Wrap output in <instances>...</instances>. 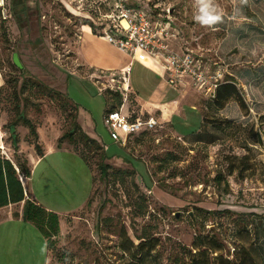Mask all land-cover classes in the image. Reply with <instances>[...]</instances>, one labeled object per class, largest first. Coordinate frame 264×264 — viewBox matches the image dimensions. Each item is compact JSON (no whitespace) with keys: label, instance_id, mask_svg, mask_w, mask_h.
I'll return each mask as SVG.
<instances>
[{"label":"rangeland","instance_id":"1","mask_svg":"<svg viewBox=\"0 0 264 264\" xmlns=\"http://www.w3.org/2000/svg\"><path fill=\"white\" fill-rule=\"evenodd\" d=\"M6 2L0 8L4 157L15 165L28 159L31 175L20 176L22 184L58 219L49 256L32 223H23L20 232L0 227V264H20L5 249L8 236L18 233L26 254L21 264H138L141 254L142 264H188L186 252L197 236L204 245L222 246L215 256L231 260L253 242L264 248V0H212L220 20L211 25L195 19L196 0H128L154 20L174 22L193 51L232 75L237 93L218 110L192 88H150L151 81L132 80L123 113L143 110L159 127L124 147L104 125L116 102L110 89L116 87L105 79L117 73L122 58L100 40L101 27L95 34L84 22L86 2L28 0L20 22ZM83 28L93 33L89 41ZM19 116L32 122L38 138ZM35 143L44 156L34 166ZM101 163L108 168L104 180ZM244 218L255 220L257 229L238 226Z\"/></svg>","mask_w":264,"mask_h":264},{"label":"built area","instance_id":"2","mask_svg":"<svg viewBox=\"0 0 264 264\" xmlns=\"http://www.w3.org/2000/svg\"><path fill=\"white\" fill-rule=\"evenodd\" d=\"M7 0H0V8L4 11L8 5ZM90 7L102 2L99 0H84ZM128 0H115V11L112 14L101 15L96 22L91 19L88 11L86 17L94 20L96 28L101 27L100 36L120 52L129 56L131 61H144L150 58L163 65L166 82L177 89L185 79L190 80L191 87L205 96L214 98L218 85L225 79V70L218 62L206 60L203 54L193 51L188 42L180 36V28L171 20L153 19L142 8H131ZM105 22V23H104ZM106 24V25H105ZM128 73V72H127ZM127 73L122 72L117 79H105L110 83L112 91L119 92L124 97L123 105L119 110L106 114L104 125L110 131V138L120 146L132 136L146 132H155L159 127L156 119L146 117L142 110L123 113V106L128 102ZM229 74V73H228ZM121 80L122 83L118 80ZM100 79L104 80V77ZM117 80V81H116ZM121 86H115V83ZM105 86L104 82H99ZM4 132L0 127V156H6L4 146Z\"/></svg>","mask_w":264,"mask_h":264},{"label":"trees","instance_id":"3","mask_svg":"<svg viewBox=\"0 0 264 264\" xmlns=\"http://www.w3.org/2000/svg\"><path fill=\"white\" fill-rule=\"evenodd\" d=\"M88 1V0H87ZM102 3L97 4L94 7H90L91 4H87L86 11L89 12L91 19L97 21L101 15L112 14L115 11V0H99ZM28 0H10L11 4V14L12 17L16 20L22 21L23 15L28 10ZM94 20H90L88 18H84V22L86 25H89L92 31L95 33V23ZM181 38L187 41L186 34H184L183 30L180 28ZM96 34V33H95ZM115 104L111 106L108 110H106V114L119 110L123 105L124 97L121 93L115 92ZM237 90L236 85L232 80V75H225V79L218 85L217 90L215 92L214 98L208 99L218 110H222L225 108V105L231 101L236 96ZM131 110V109H130ZM132 111V110H131ZM19 121H21L24 126L29 129V132L36 139L38 138L37 132L30 120H28L24 116H19ZM16 124H10V133L13 134V142L12 146L15 149V152H18V139L15 132ZM148 133V132H146ZM146 133H142L139 135H144ZM138 136V135H136ZM133 137V136H132ZM63 139L60 138L58 141ZM34 150L36 155L39 158L44 156L40 146L38 143H35ZM83 157V156H82ZM83 159L87 161L84 157ZM89 166V162H86ZM91 167V166H90ZM100 170L99 179L104 180L108 176V168L104 164H100L98 166ZM31 175V171L28 167L27 160H23L22 162H17L15 165L9 159L0 156V208L7 207L9 205H17L23 202V212L22 219L24 222L32 223L37 230L41 233L43 238L46 240L48 250L51 248V239L55 237L57 231V219L58 216L54 213L48 212L45 209L41 208L39 205L35 203V201L31 199L25 198V189L23 187L20 176L25 179H29ZM238 226H241L242 229L247 230L251 228L252 231L257 229V222L252 219L244 218L236 221ZM51 229L53 232L51 233ZM125 241H129V239L125 236ZM213 242L216 241L214 238L211 240ZM204 238L202 236H197L194 243L193 248L190 251H187L188 255V264H264V248L259 247L254 242L251 243L248 247H241L238 250H235V254L233 255V259L226 258L222 254H217L218 251H221L222 246L213 247V243L204 245ZM143 247V243L137 246V250H140ZM131 254L132 252H128ZM141 254L138 256L137 260H140L138 264H142Z\"/></svg>","mask_w":264,"mask_h":264},{"label":"crops","instance_id":"4","mask_svg":"<svg viewBox=\"0 0 264 264\" xmlns=\"http://www.w3.org/2000/svg\"><path fill=\"white\" fill-rule=\"evenodd\" d=\"M9 4H10V0H9ZM87 30H88V28H87ZM87 30L85 28H83L84 39L89 41L90 40L89 35H93V33L90 30H88V31ZM95 37L98 38L97 36H95ZM100 40L105 42L106 45H110L104 38L100 39ZM186 42H188V41H186ZM87 44H89V43L87 42ZM110 47L115 48L112 45H110ZM115 49L120 53V56L122 59H121V63L117 67V73L111 75L108 78H114L116 76H119V75H117L118 73L121 74L122 72H126V73L128 72L127 73L128 84H129L128 87H129V89H131V93H133L132 84H131L132 80L134 83H137V82L148 83V81L149 82L151 81L152 86L150 88H153L154 86H156L157 83H164L165 85H168L166 80H165V70H164L163 65L158 64L157 62H155L154 60H152L150 58H147L144 61H137L136 60V61L132 62L131 59L129 58V56L120 52L117 48H115ZM137 65L141 68L142 72L139 69L140 72L136 71L134 73L135 67ZM191 88L192 87L190 85V80L185 79L184 82L180 85V87L177 88L176 90H178V89H191ZM49 152L52 153V152H54V150L52 148H49ZM33 156L35 157V163H34V166H35L39 163L41 158L35 156L34 153H33ZM6 158L9 159L11 162H13L8 156ZM27 162H28V165L31 166V164H29L28 159H27ZM24 189H25V187H24ZM25 191H26V189H25ZM25 198L32 200V198L29 196L27 191L25 193ZM22 212H23V202L20 204H17V205H9L7 207L0 208V220H6L7 221V222L0 221V227H10L13 230H14V227H16L15 230L20 232L21 229H23V227H24V226H22L23 223H26L22 219V215H23ZM14 222H18L17 226H16V224H13ZM8 237H10V240L8 241V244L5 245L6 254H7V251H10L12 253V255H14L16 257L17 262H19L21 264V262H22L21 260H22L23 256H24V259H26V254L24 252H22V248L24 246L21 244V240H20L21 239V233H18L16 235H9ZM44 242H45L47 252H48V256H49V250H48L47 243H46L45 239H44ZM12 243H14V245L17 246V251H15V252H12V249L10 250V248L13 247ZM11 262L12 261L10 259L9 263L7 262L5 264H12Z\"/></svg>","mask_w":264,"mask_h":264},{"label":"clouds","instance_id":"5","mask_svg":"<svg viewBox=\"0 0 264 264\" xmlns=\"http://www.w3.org/2000/svg\"><path fill=\"white\" fill-rule=\"evenodd\" d=\"M199 5L200 14L195 19L204 25H211L220 20V16L215 14L216 10L212 5V0H196Z\"/></svg>","mask_w":264,"mask_h":264},{"label":"water","instance_id":"6","mask_svg":"<svg viewBox=\"0 0 264 264\" xmlns=\"http://www.w3.org/2000/svg\"><path fill=\"white\" fill-rule=\"evenodd\" d=\"M13 62H14V64H15L18 68H21V64H20V62H19V60H18L17 55H14V56H13Z\"/></svg>","mask_w":264,"mask_h":264}]
</instances>
